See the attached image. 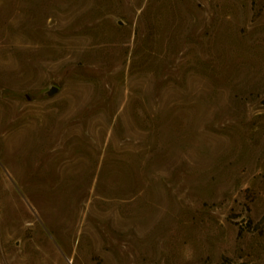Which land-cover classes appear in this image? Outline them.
Here are the masks:
<instances>
[{"label":"rangeland","instance_id":"374dc122","mask_svg":"<svg viewBox=\"0 0 264 264\" xmlns=\"http://www.w3.org/2000/svg\"><path fill=\"white\" fill-rule=\"evenodd\" d=\"M0 264H264V0H0Z\"/></svg>","mask_w":264,"mask_h":264},{"label":"water","instance_id":"95a60500","mask_svg":"<svg viewBox=\"0 0 264 264\" xmlns=\"http://www.w3.org/2000/svg\"><path fill=\"white\" fill-rule=\"evenodd\" d=\"M55 90V87H51L50 92H53Z\"/></svg>","mask_w":264,"mask_h":264}]
</instances>
